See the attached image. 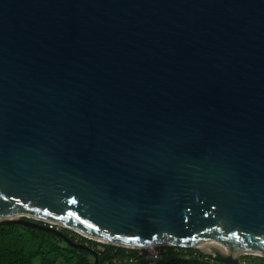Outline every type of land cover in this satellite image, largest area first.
I'll return each instance as SVG.
<instances>
[{"label": "water", "instance_id": "water-1", "mask_svg": "<svg viewBox=\"0 0 264 264\" xmlns=\"http://www.w3.org/2000/svg\"><path fill=\"white\" fill-rule=\"evenodd\" d=\"M13 224L264 258V0H0Z\"/></svg>", "mask_w": 264, "mask_h": 264}, {"label": "trees", "instance_id": "trees-1", "mask_svg": "<svg viewBox=\"0 0 264 264\" xmlns=\"http://www.w3.org/2000/svg\"><path fill=\"white\" fill-rule=\"evenodd\" d=\"M64 233L97 250L99 264H228L220 257L207 255L200 249L182 250L157 262L137 259L134 249L99 243L70 229ZM103 249V250H102ZM95 254L89 249L72 246L58 234L24 224L0 225V264H94ZM243 264H264V258L242 257Z\"/></svg>", "mask_w": 264, "mask_h": 264}, {"label": "built area", "instance_id": "built-area-1", "mask_svg": "<svg viewBox=\"0 0 264 264\" xmlns=\"http://www.w3.org/2000/svg\"><path fill=\"white\" fill-rule=\"evenodd\" d=\"M188 249H192V248L172 245V244L134 248V250L137 252L136 260L143 259V261L149 263L157 262L163 258H168L172 254L178 255L181 253L182 250H188Z\"/></svg>", "mask_w": 264, "mask_h": 264}, {"label": "bare ground", "instance_id": "bare-ground-1", "mask_svg": "<svg viewBox=\"0 0 264 264\" xmlns=\"http://www.w3.org/2000/svg\"><path fill=\"white\" fill-rule=\"evenodd\" d=\"M213 246L220 247V249H223V251H226V247L224 245L220 246V243H218V242H215V243L207 242L205 244H201L200 248H202L205 251L211 252L213 250L212 249ZM248 253H254L256 255H260L259 252H255V251H248Z\"/></svg>", "mask_w": 264, "mask_h": 264}, {"label": "rangeland", "instance_id": "rangeland-1", "mask_svg": "<svg viewBox=\"0 0 264 264\" xmlns=\"http://www.w3.org/2000/svg\"><path fill=\"white\" fill-rule=\"evenodd\" d=\"M56 228H58V229H60V230H63L64 228L62 227V226H55ZM129 249H134V248H129ZM103 250V249H102ZM254 255V254H253ZM244 256H246V255H243L242 257H244ZM254 256H256V257H260V256H257V255H254ZM242 257H241V259H242ZM262 258V257H261Z\"/></svg>", "mask_w": 264, "mask_h": 264}]
</instances>
